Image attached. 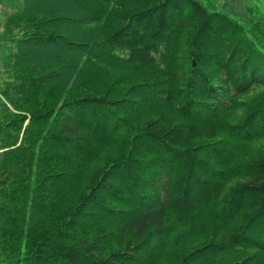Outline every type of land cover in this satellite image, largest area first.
Listing matches in <instances>:
<instances>
[{
  "label": "trees",
  "instance_id": "obj_1",
  "mask_svg": "<svg viewBox=\"0 0 264 264\" xmlns=\"http://www.w3.org/2000/svg\"><path fill=\"white\" fill-rule=\"evenodd\" d=\"M246 8L0 0V264H264Z\"/></svg>",
  "mask_w": 264,
  "mask_h": 264
},
{
  "label": "rangeland",
  "instance_id": "obj_2",
  "mask_svg": "<svg viewBox=\"0 0 264 264\" xmlns=\"http://www.w3.org/2000/svg\"><path fill=\"white\" fill-rule=\"evenodd\" d=\"M207 7L211 10H223L228 12L245 27L250 26V14L246 8V3L255 4L264 11V0H203ZM9 7H13V3L8 2Z\"/></svg>",
  "mask_w": 264,
  "mask_h": 264
}]
</instances>
